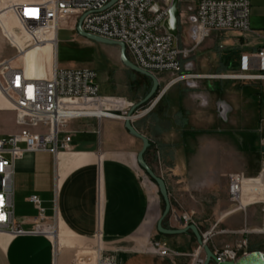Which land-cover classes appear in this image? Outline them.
<instances>
[{"label":"crops","instance_id":"0c3cea01","mask_svg":"<svg viewBox=\"0 0 264 264\" xmlns=\"http://www.w3.org/2000/svg\"><path fill=\"white\" fill-rule=\"evenodd\" d=\"M39 1L0 0V66L8 62L11 67L22 68L32 78L42 79L50 77L54 67L67 68L59 66L56 54L58 34L63 27L55 32V44L42 42L32 46L29 36L17 26V19L7 9L10 3ZM181 4L180 13L186 15L181 11ZM188 9L194 12L195 5L189 3ZM69 29L72 30L71 27ZM5 32L24 49L23 53L17 44L7 39ZM43 32L49 41L52 30ZM244 32L249 35V31ZM119 63L121 66L115 71H119L123 77L122 67L129 68L121 61ZM115 77L121 78L116 74ZM169 77L170 74L167 77L159 76L162 90L157 96V103L149 112L134 118L133 125L149 139L150 146L144 153L145 161L157 175L163 177L173 197L183 183H191L195 187L196 180L191 177L195 176L197 163L195 158L188 161L184 157L185 152L190 153L199 148L202 151L203 171L211 177V153L214 149L218 150L222 142L218 138L213 139L211 133L208 134L212 127V119L207 116L210 97L185 88L184 82L168 86ZM208 79L209 87L213 83L220 85L219 82H210L214 78ZM99 87L102 95L117 96L103 92L100 83ZM144 87L148 90L147 84ZM210 92L213 94L216 90ZM199 95L206 97L207 104H202ZM10 111L14 113L11 108H0L1 113ZM198 121L204 127L202 136L196 135ZM124 124L125 119L120 118L72 119L59 134L60 143L65 136H71L66 149L26 152L15 163V220L25 229L33 226L38 210L28 198L37 195L42 201L45 216L55 225V239L59 248L79 247L86 243L92 245L95 233L99 231L102 233V246L117 256L118 264H191L187 256H161L151 250V240L167 242L166 237L157 234L158 222L163 213L162 196L157 183L138 162L142 141L132 136ZM3 130L6 134L20 132L19 127ZM261 166L257 188L242 190L248 205L257 203L256 193H264L261 186L264 178L263 160ZM185 170L189 172L187 178L183 175ZM232 213L228 212L222 218ZM163 224L168 228L184 227L180 212L174 209L165 223L163 220ZM246 226L254 225L247 223ZM179 238L189 244L190 234H181ZM92 255L90 249H84L77 259L81 264L89 263ZM60 258L56 254V243L49 237L14 236L0 232V264H67V258L63 262Z\"/></svg>","mask_w":264,"mask_h":264},{"label":"built area","instance_id":"2783aa9c","mask_svg":"<svg viewBox=\"0 0 264 264\" xmlns=\"http://www.w3.org/2000/svg\"><path fill=\"white\" fill-rule=\"evenodd\" d=\"M110 0H40L39 2L10 3L9 9L22 30L36 46L47 41L43 30L57 32L67 17L74 25L81 17L82 28L86 32L125 44L126 53L138 67L155 74L157 77L169 73L167 85L180 82L188 83L192 88L198 79H264V45L257 51L242 54L239 72L236 74H197L186 70L181 61L182 50L178 37L170 34L164 24L172 0H116L106 7ZM195 5L194 12L188 9L186 14L189 25L188 35L200 45L213 32L250 30V0H179ZM191 11L193 13H191ZM181 14V13H180ZM183 14V13H182ZM7 39L14 40L6 32ZM18 45V44H17ZM20 52L24 49L18 45ZM0 90L11 103L15 114V123L20 132L0 134V232L14 236L42 235L54 241L55 225L45 216L42 201L37 195L28 200L38 210V215L29 229L22 227L14 217L15 163L26 152H57L66 149L71 136H65L60 143L59 134L72 119L83 117H107L95 113L99 107L115 114V117L126 119L129 110L138 102L128 101L123 97L102 95L98 83V73L92 68H58L54 67L48 78L28 77L22 68L11 67L4 63L0 66ZM159 78V77H158ZM202 104L207 101L199 95ZM158 98L138 107L134 118L149 112ZM226 103L219 105L223 110ZM229 108L226 111V119ZM222 116L221 112H219ZM224 118V117H223ZM260 171L259 175H261ZM244 172L230 173L228 176V194L232 202H241ZM262 188L264 190V178ZM261 188V187H260ZM260 195V193H256ZM238 210V209H236ZM232 210L230 212H235ZM263 224L260 232L264 234V200L262 201ZM184 225L194 224L191 217L181 218ZM232 233H249L248 230L230 231ZM207 243L212 232H201ZM244 236V237H245ZM102 233H95V241L89 246L93 252L90 262L85 264H118L115 254L107 252L102 246ZM202 247L196 250L193 264H203L199 258ZM151 250L161 256H179L175 250L158 241H151ZM216 260L211 264H224L237 261L248 253V238H243L234 249L223 248L213 251ZM56 254L57 249H56ZM75 264H81L76 257Z\"/></svg>","mask_w":264,"mask_h":264},{"label":"rangeland","instance_id":"374dc122","mask_svg":"<svg viewBox=\"0 0 264 264\" xmlns=\"http://www.w3.org/2000/svg\"><path fill=\"white\" fill-rule=\"evenodd\" d=\"M157 1L163 2V0ZM250 4L248 36L243 31H218L213 32L200 45H196L190 39L187 17L181 13L178 43L182 50L180 58L184 68L189 72L204 75L240 73L239 59L241 55L257 51L264 45V0H250ZM188 8L189 3L182 2L181 11L187 12ZM16 24L22 29L18 22ZM61 26L63 28L59 31L57 49L55 48L60 67L95 69L103 92L113 93V95L123 97L128 101H132L131 99L142 100L147 95L146 91L148 90L144 89V86L147 84V88H151L152 80L150 78L125 67H122L123 77L119 71L116 73L115 70L121 66L119 47L92 41L82 36L71 21L63 23ZM51 35L52 37L49 39L55 36V32L52 31ZM115 74L121 78L118 79ZM161 75L167 77L169 74L163 73ZM209 80H194L197 85L194 88L186 82L183 85L187 89L202 92L206 97H210L207 116L212 119V127L211 130H208V134L211 133L212 138H218L222 144L221 147L217 145L220 148L214 149L211 153V177L203 171L204 163L200 156L202 151L199 148L190 153L185 152L184 157L188 161L195 158L197 163L196 170L194 169L195 176L191 177L192 180H196L194 182L195 187L191 183H183V186H179L177 195L172 197L169 194L171 208L164 218V223L173 213V209L178 210L180 220L184 215H187L192 218L201 232H212L207 244L213 251L223 248L234 249L242 242L243 238L247 237L248 253L253 251L264 253V234L259 233L263 224L262 201L264 200V193L261 196L255 194L257 203L247 206H242L241 202H232L228 194V176L236 171L244 172L247 177L243 184V190L251 191L257 188L258 175L262 171L261 160L264 161L262 150L264 146V79L214 78L210 82H219L220 85L216 86L213 83L211 87L208 86ZM161 90L162 86L158 88V92L152 99L156 98ZM213 90L216 92L212 94L210 91ZM221 103H226L229 106L227 120H223L219 114L218 108ZM14 117L15 115L11 111L0 112V128L18 127ZM199 122H197L196 135L202 136L205 133L204 127H201ZM3 129L1 130L2 135L6 134ZM215 170L218 173H215ZM188 173V170H185L183 175L187 178ZM243 199L245 200L244 197ZM162 207L164 210L163 197ZM232 210L236 211L222 218L224 214ZM247 223L255 227H247ZM163 226L168 228L164 224ZM232 230H248L249 233H244L245 236L241 232H229ZM157 232L163 238L166 237L167 242H161L159 239L151 241H158L171 250L177 251L180 253L179 256L189 257L191 264H193L194 254L199 248V244L191 231L187 232L190 234L189 244L179 238L181 234H164L158 229ZM87 244L79 247L59 248L60 253L58 255L59 258L61 257V262L67 258V264L72 260L71 264H75L78 254L84 249L89 250L90 245ZM199 258L205 260L203 248Z\"/></svg>","mask_w":264,"mask_h":264},{"label":"water","instance_id":"95a60500","mask_svg":"<svg viewBox=\"0 0 264 264\" xmlns=\"http://www.w3.org/2000/svg\"><path fill=\"white\" fill-rule=\"evenodd\" d=\"M115 1L116 0H110V2L107 4L106 7L111 6ZM179 17H180V2L179 0H172L169 10H168V18L165 21L164 26L170 34L176 37H178L180 33ZM82 19L83 17L79 19L77 26H76V30L78 31L79 34H81L82 36L92 41L102 42L105 44L114 45V46L119 47L120 60L122 64L133 71H136L140 74H143L149 77L152 80V86L149 92L147 93V95L129 110L128 117L125 119L124 126L132 136L142 141L143 146H142L141 151L138 154V162L140 166L147 172V174L157 183L159 187V191L165 202V208L163 210L162 216L157 226L159 232L164 233V234H183V233H187L188 231H191L195 235L197 243L199 244L200 247L203 248L205 252V260L203 264H211L212 260H216V257L213 253V250L203 240L202 233L195 224H189L182 228H177V229H172V228L169 229L163 226V220L168 215L170 208H171L169 192H168V189H167V186H166V183L163 177L157 175L145 161L144 153L146 152L147 148L150 146L149 139L145 135H143L140 131H138L133 125V120L131 116L133 115V113L138 107L148 103L150 100H152V98L158 92V88L160 85L159 78L155 74L148 72L138 67L137 65H135L128 57L126 53L125 44L123 42L103 38L97 35L90 34L86 32L85 30H83ZM56 54H57V50H56ZM228 108L229 107L226 105L223 110H219V112H221L224 119H226V111L228 110ZM262 150L264 152V146L262 147ZM224 264H264V253L261 251L249 252L241 256L237 261H228Z\"/></svg>","mask_w":264,"mask_h":264},{"label":"bare ground","instance_id":"6f19581e","mask_svg":"<svg viewBox=\"0 0 264 264\" xmlns=\"http://www.w3.org/2000/svg\"><path fill=\"white\" fill-rule=\"evenodd\" d=\"M71 19L69 17H67L65 19V21L63 23H68L70 22ZM62 23V24H63ZM49 37V36H48ZM46 43H50V44H55L56 43V40L55 38L53 37L52 39H50L49 41H45ZM26 74V73H25ZM27 75V74H26ZM28 76V75H27ZM30 77V76H28ZM32 78V77H31ZM0 100L1 102H3L2 105H0V108H10L11 106V103L9 102V100L4 96V94L1 92L0 90ZM95 113L99 114V115H102V116H107V117H110V116H113L115 117L114 115L115 114H112L110 112H107V111H104L101 109V107H99L97 110H95ZM263 189V188H262ZM264 191V190H263ZM241 204L242 206H247L248 203L246 200L243 199V197H241ZM54 239V242L56 243V249H57V253L59 254V246L57 245V240L55 239V237L53 238Z\"/></svg>","mask_w":264,"mask_h":264},{"label":"trees","instance_id":"16d2710c","mask_svg":"<svg viewBox=\"0 0 264 264\" xmlns=\"http://www.w3.org/2000/svg\"><path fill=\"white\" fill-rule=\"evenodd\" d=\"M149 90H150V88L148 89V92H149ZM148 92H147V93H148Z\"/></svg>","mask_w":264,"mask_h":264}]
</instances>
